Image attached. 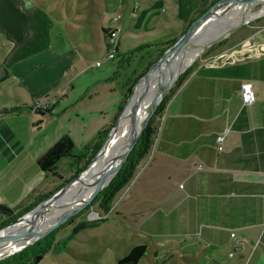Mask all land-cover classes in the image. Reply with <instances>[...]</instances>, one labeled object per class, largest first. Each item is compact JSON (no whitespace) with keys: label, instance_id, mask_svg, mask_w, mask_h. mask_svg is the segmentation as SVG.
<instances>
[{"label":"crops","instance_id":"crops-1","mask_svg":"<svg viewBox=\"0 0 264 264\" xmlns=\"http://www.w3.org/2000/svg\"><path fill=\"white\" fill-rule=\"evenodd\" d=\"M177 1L185 6L191 3ZM217 1L201 0L180 32L142 42L179 36ZM261 41L256 36L238 43L224 55L216 54L223 59L194 68L164 109L152 171L184 174L183 189L188 192L168 193L169 183L142 184L147 194L159 190L163 196L148 197L150 210L138 209L150 219L149 228L140 225L139 232L148 236L161 232L163 237L174 233L178 238L173 247L159 244L157 259L162 262L176 251L196 264H264V52H247ZM8 77L17 75L9 72ZM245 82L255 87L257 100L252 105H244L241 99ZM70 92L62 98L68 100ZM49 109L53 112L23 111L0 117V206L24 209L54 191L51 175L41 171L38 160L62 136H73L61 111ZM225 131L224 150L219 151L217 136ZM166 221L175 224V231Z\"/></svg>","mask_w":264,"mask_h":264},{"label":"rangeland","instance_id":"rangeland-1","mask_svg":"<svg viewBox=\"0 0 264 264\" xmlns=\"http://www.w3.org/2000/svg\"><path fill=\"white\" fill-rule=\"evenodd\" d=\"M187 1L191 3L185 6L184 1L177 0H30L28 8L25 2L14 0L27 14H30L31 3L37 8L46 9L52 24L48 29L47 47L13 62L8 68L13 76L17 75L16 79L6 77L5 63L35 33L29 29L24 41L17 42L13 35H7L0 26V109L34 100L37 103H47L48 108L53 106L61 111V118L70 127L73 141L79 150H83L103 132L106 124L116 121L125 96L151 62L149 54L145 53L129 62L122 61L119 55L115 59L106 57L107 44L103 28L118 30V38L110 40V43L118 46L123 41L118 50L127 51L140 45L142 40L180 32L183 21L200 7L201 0ZM263 7V2L251 7L248 10L249 15L254 17L251 21L204 47L183 73L238 43L251 42L256 36L262 39V44L255 45L258 49L248 48L247 52H264ZM118 15L122 16L120 20L116 19ZM222 43H225L224 46H220ZM113 52L116 54L114 49ZM96 59L102 62L101 66L95 65ZM183 73L179 75L171 91ZM70 89L69 99H63L62 96ZM42 111L50 113L45 108ZM165 114L166 111L163 110L155 119V132L147 153L141 158L127 183L116 191L112 201L105 203L101 199L96 200L103 191L101 190L91 204L74 215H80L78 218L73 220L72 216L52 230L50 233L58 229L57 240H63L66 244L60 245L62 250L48 253L39 264H118L120 258L139 244H146L148 248L147 255L139 264H176L179 259V264H196L187 262L176 251L173 256L169 254L166 262L158 260L157 257L161 255L159 244L173 247L178 238L174 233L163 237L161 232L148 236L138 229L140 225L146 230L150 226L149 216L146 213L140 214L138 209L147 206L150 210L152 205L146 202L150 203L151 197L163 196V192L159 190H150L151 194H147L142 189L143 182H158L162 185L169 183L170 188H166L168 193L188 192L187 188L183 189L186 185L184 174L152 171L158 158L155 149L158 148L159 132ZM69 162L66 160L61 163L59 171L50 174L51 183L55 184L52 189L73 177L74 172L69 168ZM181 185L183 186L180 187ZM192 194L195 195L196 191ZM136 197L139 199L135 201ZM6 213L10 214L12 211L2 207L0 229L6 224ZM69 220L71 221L68 222ZM168 225L169 229L173 228L170 230L175 231V224ZM163 228L165 227H161Z\"/></svg>","mask_w":264,"mask_h":264},{"label":"trees","instance_id":"trees-1","mask_svg":"<svg viewBox=\"0 0 264 264\" xmlns=\"http://www.w3.org/2000/svg\"><path fill=\"white\" fill-rule=\"evenodd\" d=\"M21 1L25 2V5H27V7L29 8L30 0L28 1L21 0ZM31 4L30 6L32 8L29 9L30 14H28L30 17L29 29L35 33V36L28 39L21 46V48L16 51V53L9 60V62L5 63L6 77H8L9 75L8 68L13 62L18 61L35 52H38L44 49L45 47H47V45L49 44L48 29H49L50 24H52V19L46 9H43L40 7L37 8L35 7V5L33 6ZM17 6L21 7L20 5H17ZM204 12L200 14H203ZM188 27H186L185 30H187ZM103 31H104L105 41L107 44V52L109 50L113 52V49H114L117 54L116 55L114 53V58L112 59H115L119 55L120 57H122V61L129 62L130 60L135 59L136 56H138L139 54H142V55L144 53L145 55L149 54L151 62L149 66L144 70V73L149 69V67L154 62H156L164 54V52L169 47H171L175 43L176 38H177V36H174V37L168 36L165 39L158 40L155 42L145 41V42L139 43L140 45L134 48H131L127 51H119L118 48L120 46V42L118 46L117 45L112 46V44L110 43V40L112 41L114 40L112 33L115 31L119 33V31L114 30V29H106V28H103ZM222 44L223 45H220V46H224L225 43H222ZM192 71H193V68L191 67L180 76L176 87L163 100L161 106L158 108L157 112L153 116L149 126L146 128L145 132L143 133L140 140L136 144L134 150L131 152L129 158L127 159L126 163L122 167L121 171L112 180L110 185L106 187L105 189H103V191L98 195L96 200L101 199L105 203H108V201H112V198L114 194L116 193V191L119 188H121L125 183H127V181L131 178L133 170L135 169V167L137 166L141 158L145 156L151 144V139L155 132L153 128L155 119L166 108L167 104L172 99L174 93L184 83V81L189 77ZM141 76H139L134 81V84L130 88L129 93L125 96L124 101L121 103L118 117L121 114L122 110L124 109L134 85L140 79ZM36 105L37 103H34L33 106L28 105V104H22L17 107L3 108V109H0V117L8 115V114H12V113H19L23 111H33ZM45 110L46 112L52 111L49 108ZM39 113L43 114L44 112L40 110ZM118 117L115 119L116 121ZM115 122H113L112 125L108 127L107 129H105L103 132L99 133L97 137L92 141V143L86 146L83 150H79L75 142L73 141L72 137L68 134H65L48 151H46L39 158L38 160L39 167L41 171H43L47 175L56 173L61 163L65 162L66 160L70 161L69 168L71 169L72 172H74L73 177H71L69 180L65 181L63 184L58 186L53 192H55L57 189H59L60 187L65 185L67 182L75 178L77 175H79L81 172H83L87 168V166L90 164V162L95 157L97 152L100 150L109 131L114 126ZM53 192H50L44 196H40L37 201H35L30 206L22 210H20L19 208L10 209L12 213L4 214L6 215V219H7L6 224L4 225L5 226L8 225L10 222L22 216L24 213L30 211L32 208L38 205L43 199H45L47 196H49ZM2 207L4 206H0V209ZM79 216L80 215L74 216L72 219L74 220L78 218ZM71 220H69L68 222H70ZM57 234H58V229L48 234L46 237L39 240L37 243L24 249L23 251L16 253L7 259L1 260L0 264H39L42 261L43 257L46 256L48 253L52 251H60L62 250L60 245L66 244V242L63 240H59V241L57 240ZM147 252H148L147 245H144V244L136 245L131 249L130 253H128L123 258L119 259L118 264H139V262L147 255Z\"/></svg>","mask_w":264,"mask_h":264},{"label":"bare ground","instance_id":"bare-ground-1","mask_svg":"<svg viewBox=\"0 0 264 264\" xmlns=\"http://www.w3.org/2000/svg\"><path fill=\"white\" fill-rule=\"evenodd\" d=\"M264 0H239L227 10H220L213 18L194 34L192 40L177 53L162 63L152 72L147 80L136 88L124 120L114 137L115 143L103 157L83 176L82 182L73 184L62 198L52 202L45 210L44 216L33 225H20L1 233L4 239L10 233L15 235L11 242L0 244V258L11 254L22 246L32 242L49 231L52 226L63 220L72 210L86 207L110 181L112 170L127 150L138 126L149 112L164 87H172L181 73L196 59L201 50L211 43L226 37L233 30L240 28L254 18L248 10ZM226 9V8H225ZM261 13H264V7ZM91 204V203H90Z\"/></svg>","mask_w":264,"mask_h":264},{"label":"water","instance_id":"water-1","mask_svg":"<svg viewBox=\"0 0 264 264\" xmlns=\"http://www.w3.org/2000/svg\"><path fill=\"white\" fill-rule=\"evenodd\" d=\"M237 1L239 0H219L216 3H214L211 7H209L203 14H201L196 20H194L187 30L177 36L175 43L169 47L164 54L156 61L154 62L149 69L140 77V79L136 82L134 85L132 92L127 100V103L122 110L121 114L119 115L117 121L115 122L114 126L109 131L103 145L101 146L100 150L97 152L95 157L92 159L90 164L87 166V168L81 172L79 175H77L75 178L67 182L65 185L57 189L55 192L47 196L45 199H43L38 205H36L34 208H32L30 211L24 213L22 216L18 217L8 225L2 227L0 229V235L3 231L7 229H14L18 228L20 225H33L36 223V220L43 217L46 208L52 203L57 201L59 198H62L67 190L76 183L82 182V178L85 175V173L93 166L95 165L104 155L106 151H108L112 145H114L115 140L114 137L118 131V128L122 121L124 120L125 112L131 103V100L134 96V92L137 87H139L141 82L144 80H147L152 72L156 69V67L160 66L162 63L167 62L171 56H173L175 53H177L185 44L190 42L196 33L201 27H203L206 23H208L213 16L218 13L220 10L224 9H230L232 6H234ZM226 8V9H225ZM0 26L5 30V32L8 35H13L15 40L17 42H23L26 38L29 27H30V17L29 15L19 6H17L14 2V0H0ZM177 81V79H176ZM174 82V84L176 83ZM173 84V85H174ZM172 85V86H173ZM172 87H164L158 92V97L152 107L150 108L147 115L144 117V119L141 121L138 126L134 127V134L130 140V144L123 154V156L120 158L118 163L116 164L115 168L112 170L110 181L106 184L104 188H106L112 180L117 176V174L121 171L122 167L126 163L127 159L129 158L131 152L134 150L136 144L140 140L141 136L145 132L146 128L149 126L153 116L157 112L158 108L161 106L163 100L169 95ZM103 188V189H104ZM102 189V190H103ZM99 193V192H98ZM97 193V194H98ZM96 194V195H97ZM84 207L79 208L77 211H71L68 213V215L61 220L60 222L56 223L54 226L50 228L49 231L45 232L44 234L40 235L38 238L33 240L32 242L22 246L20 249L12 252L11 254H8L2 258L1 260L7 259L10 256L19 253L23 251L24 249L30 247L31 245L37 243L39 240L46 237L52 230L57 228L60 224L65 222L70 217L74 216L78 212H80ZM2 236H0V244L11 242L15 235L10 233L7 235L4 239H1Z\"/></svg>","mask_w":264,"mask_h":264},{"label":"built area","instance_id":"built-area-1","mask_svg":"<svg viewBox=\"0 0 264 264\" xmlns=\"http://www.w3.org/2000/svg\"><path fill=\"white\" fill-rule=\"evenodd\" d=\"M121 15L117 16V19H120ZM113 39H117L119 36V33L117 31L112 33ZM224 55V53H223ZM223 55H216L214 57H210L204 64H214L216 61H219L220 59H223ZM106 57L112 59L114 58V52L108 51L106 54ZM96 66H101L102 62L100 60L96 61ZM241 99L244 105H252L257 100V95L255 91L254 84L252 82H245L242 84L241 87ZM49 106L47 103H37V105L34 107L33 112H38L42 109H47ZM228 131H225L217 136V143H218V150L223 151L224 145H225V139L226 134ZM234 236V234H233ZM233 255V254H231Z\"/></svg>","mask_w":264,"mask_h":264}]
</instances>
